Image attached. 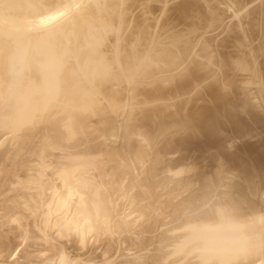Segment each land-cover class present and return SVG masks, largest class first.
I'll return each instance as SVG.
<instances>
[{
	"label": "bare ground",
	"instance_id": "1",
	"mask_svg": "<svg viewBox=\"0 0 264 264\" xmlns=\"http://www.w3.org/2000/svg\"><path fill=\"white\" fill-rule=\"evenodd\" d=\"M5 2L62 70L0 89V264H192L186 210L264 214V0Z\"/></svg>",
	"mask_w": 264,
	"mask_h": 264
},
{
	"label": "clouds",
	"instance_id": "2",
	"mask_svg": "<svg viewBox=\"0 0 264 264\" xmlns=\"http://www.w3.org/2000/svg\"><path fill=\"white\" fill-rule=\"evenodd\" d=\"M19 5L5 2L0 23L15 35L3 52L0 78L3 105L19 108L26 94L42 103L48 86L54 85L62 70L55 50L33 41L15 23ZM35 76L39 77V82ZM174 251L192 259V264H248L247 258L264 251V214L241 216L227 204L197 206L180 219Z\"/></svg>",
	"mask_w": 264,
	"mask_h": 264
},
{
	"label": "rangeland",
	"instance_id": "3",
	"mask_svg": "<svg viewBox=\"0 0 264 264\" xmlns=\"http://www.w3.org/2000/svg\"><path fill=\"white\" fill-rule=\"evenodd\" d=\"M125 208V207H124ZM126 209V210H125ZM124 209L125 212H127L129 209H128V206H126V208Z\"/></svg>",
	"mask_w": 264,
	"mask_h": 264
}]
</instances>
